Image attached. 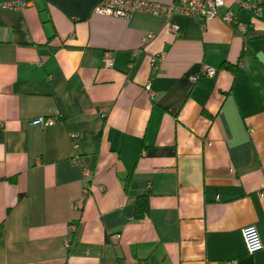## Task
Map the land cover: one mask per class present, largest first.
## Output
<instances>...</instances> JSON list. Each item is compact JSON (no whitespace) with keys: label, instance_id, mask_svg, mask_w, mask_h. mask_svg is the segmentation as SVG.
<instances>
[{"label":"crops","instance_id":"0c3cea01","mask_svg":"<svg viewBox=\"0 0 264 264\" xmlns=\"http://www.w3.org/2000/svg\"><path fill=\"white\" fill-rule=\"evenodd\" d=\"M259 1L253 18L228 0L244 33L226 8L206 22L98 14L100 0L0 8V264H264L242 234L255 224L264 244Z\"/></svg>","mask_w":264,"mask_h":264},{"label":"built area","instance_id":"2783aa9c","mask_svg":"<svg viewBox=\"0 0 264 264\" xmlns=\"http://www.w3.org/2000/svg\"><path fill=\"white\" fill-rule=\"evenodd\" d=\"M32 0H0V8L7 9L10 11L23 10L31 5ZM233 3L238 8L249 9L254 17L259 15L261 3L259 0H233ZM226 8L223 14L220 15V9ZM94 11L98 14L109 15L119 18H129L135 12L149 13L152 15L164 16L170 19L174 13H182L186 16L193 17L198 21H210L220 15L221 19L229 24L236 25L238 29L244 33L247 30V24L241 22L238 19L237 10H233L228 5V0H175L169 4H163L158 2H151L146 0H100L95 7ZM253 20L249 24L252 26ZM173 31H178L177 26H173ZM153 36L149 35L144 38V43H147ZM163 55H155L152 61L162 60ZM104 61L107 66L112 65L113 52L106 51L104 54ZM215 72V68L210 65H204L203 70L200 74L192 77V81L196 82L201 75H212ZM151 98H154L155 91L151 87L149 81L145 86ZM59 116L52 117H37L31 120L32 125H39L44 127L46 125H52L57 122ZM78 149V145H75ZM76 162V157L73 159ZM85 178L90 175L89 169L83 170ZM90 190L89 185L84 189V194H87ZM79 208L83 207L82 201L77 203ZM71 229L76 230V225H72ZM243 238L245 241L246 249L249 254H255L259 250L264 248L263 241L259 234V230L255 224H250L242 229ZM121 236L120 234L112 235L113 243H118ZM66 246H70V241L66 243ZM221 264H236L235 260L223 261Z\"/></svg>","mask_w":264,"mask_h":264},{"label":"trees","instance_id":"16d2710c","mask_svg":"<svg viewBox=\"0 0 264 264\" xmlns=\"http://www.w3.org/2000/svg\"><path fill=\"white\" fill-rule=\"evenodd\" d=\"M14 181V179H12ZM149 211V195H140L136 201L134 216L136 219H143Z\"/></svg>","mask_w":264,"mask_h":264}]
</instances>
